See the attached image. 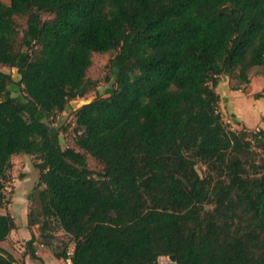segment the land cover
<instances>
[{
  "label": "trees",
  "instance_id": "1",
  "mask_svg": "<svg viewBox=\"0 0 264 264\" xmlns=\"http://www.w3.org/2000/svg\"><path fill=\"white\" fill-rule=\"evenodd\" d=\"M108 52L109 95L74 111L63 148L52 119L96 89L93 54ZM0 65L20 75L0 69V206L12 157L35 156L28 225L58 259L264 264V129L228 128L216 90L264 66V0H0ZM15 228L0 213V264H29L3 245Z\"/></svg>",
  "mask_w": 264,
  "mask_h": 264
},
{
  "label": "rangeland",
  "instance_id": "2",
  "mask_svg": "<svg viewBox=\"0 0 264 264\" xmlns=\"http://www.w3.org/2000/svg\"><path fill=\"white\" fill-rule=\"evenodd\" d=\"M10 3V0H4ZM21 27H25V19H19ZM115 52L108 53H94L93 65L91 66L88 76L97 81L96 89L89 92L84 97L76 98L70 101L68 108L59 112L52 119V126H55L60 131V141L63 148L76 146V133L74 131V111L94 100L97 96H108V89L112 86L113 80L110 77L109 63L110 59L114 56ZM0 69L10 73L16 80L20 79V75L16 68L0 65ZM251 81L248 85H241L240 90H233L235 81L230 76L222 75L217 92L221 96L219 109L223 115V119L228 128L232 130H259L264 129V66L256 67L251 71ZM12 166L7 172L5 179V199L6 202L0 206V213L13 214L17 225L21 229L15 233L13 239H8L3 245L9 249L19 262H26V259L31 258V248L27 242L35 238L36 248L41 247L43 238L40 235L38 226L30 228L32 230L31 238L29 239V229L26 227L29 222V212L33 209L36 214L40 211L38 208V199L33 202L30 201V194L37 188L40 173L36 167V158L33 155L19 154L11 159ZM88 165L91 170L97 175L101 170V164L88 155ZM199 171L202 173L204 167L198 166ZM50 232L55 236L52 240L54 250L63 252L67 249V253H73L74 244L69 243V237L65 232L54 224ZM67 245V246H66ZM42 248V247H41ZM46 251L48 250L45 248ZM161 262L169 264L171 260L169 257H161ZM39 264L40 261L36 260ZM63 264H72L67 259H63Z\"/></svg>",
  "mask_w": 264,
  "mask_h": 264
},
{
  "label": "crops",
  "instance_id": "3",
  "mask_svg": "<svg viewBox=\"0 0 264 264\" xmlns=\"http://www.w3.org/2000/svg\"><path fill=\"white\" fill-rule=\"evenodd\" d=\"M12 216L14 217L15 219V216L12 214ZM15 223H16V228L11 232L10 236L8 239H13L15 233L17 234L18 231H20L21 229L19 228V226L17 225V222L15 220ZM28 229H29V239L31 238V235H32V230L26 226ZM42 247V248H41ZM41 247L40 248H36L37 251H36V254L37 256L40 258V259H36L38 261H40L42 264H63V259H58L53 251L46 245L44 244H41ZM47 248L48 250L46 251ZM36 260H32V259H26V262L29 263V264H39Z\"/></svg>",
  "mask_w": 264,
  "mask_h": 264
},
{
  "label": "water",
  "instance_id": "4",
  "mask_svg": "<svg viewBox=\"0 0 264 264\" xmlns=\"http://www.w3.org/2000/svg\"><path fill=\"white\" fill-rule=\"evenodd\" d=\"M169 259L171 260V262H175L177 260V257L176 255H171Z\"/></svg>",
  "mask_w": 264,
  "mask_h": 264
},
{
  "label": "built area",
  "instance_id": "5",
  "mask_svg": "<svg viewBox=\"0 0 264 264\" xmlns=\"http://www.w3.org/2000/svg\"><path fill=\"white\" fill-rule=\"evenodd\" d=\"M71 254H72V252L69 254V256H71ZM69 262H71V259L69 258V259H67Z\"/></svg>",
  "mask_w": 264,
  "mask_h": 264
}]
</instances>
